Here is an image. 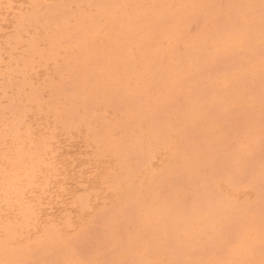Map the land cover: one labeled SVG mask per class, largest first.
Returning <instances> with one entry per match:
<instances>
[{"label":"bare ground","instance_id":"bare-ground-1","mask_svg":"<svg viewBox=\"0 0 264 264\" xmlns=\"http://www.w3.org/2000/svg\"><path fill=\"white\" fill-rule=\"evenodd\" d=\"M262 150L264 0H0V264H264Z\"/></svg>","mask_w":264,"mask_h":264},{"label":"rangeland","instance_id":"rangeland-1","mask_svg":"<svg viewBox=\"0 0 264 264\" xmlns=\"http://www.w3.org/2000/svg\"><path fill=\"white\" fill-rule=\"evenodd\" d=\"M224 129L227 131V135L230 136L231 134L234 133V128H233V122H225L224 123ZM264 156V150H262L259 154L256 155V157L260 158ZM222 168L215 169V172L219 173L221 172ZM206 177L208 176L207 174L205 175ZM259 191L264 193V181L259 182Z\"/></svg>","mask_w":264,"mask_h":264}]
</instances>
